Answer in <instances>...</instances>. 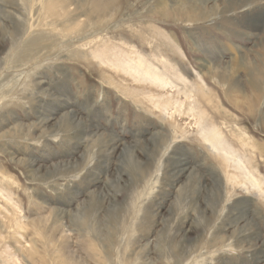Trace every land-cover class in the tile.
<instances>
[{
    "label": "rangeland",
    "instance_id": "374dc122",
    "mask_svg": "<svg viewBox=\"0 0 264 264\" xmlns=\"http://www.w3.org/2000/svg\"><path fill=\"white\" fill-rule=\"evenodd\" d=\"M78 1L0 0V264H264V0Z\"/></svg>",
    "mask_w": 264,
    "mask_h": 264
},
{
    "label": "bare ground",
    "instance_id": "6f19581e",
    "mask_svg": "<svg viewBox=\"0 0 264 264\" xmlns=\"http://www.w3.org/2000/svg\"><path fill=\"white\" fill-rule=\"evenodd\" d=\"M34 2H35V0H33ZM42 1V0H41ZM74 1V0H73ZM78 2H80V0L78 1ZM77 2V3H78ZM76 3V4H77ZM22 4V6L23 5H25V3L23 4V3H21ZM26 4H27V2H26ZM35 4V3H34ZM179 5L181 6V7H184L183 5H184V2H182L181 0L179 1ZM26 6V5H25ZM34 5L32 4V7H33ZM34 8V7H33ZM39 9V8H38ZM38 9H37V12H38ZM94 9V8H93ZM30 10V9H29ZM28 10V11H29ZM64 10H65V8H64ZM64 10H62V11H64ZM94 15V14H93ZM34 22V21H33ZM32 23V22H31ZM36 23V22H35ZM47 23V22H46ZM34 24V23H33ZM32 25V24H31ZM37 25H39V23L37 24ZM36 25V26H37ZM57 25V24H56ZM33 26V25H32ZM28 29V28H27ZM34 29H36V28H34ZM25 31H26V29H25ZM31 31H33V29L31 30ZM34 31H37V30H34ZM30 35H32V33L30 32ZM35 35V34H34ZM33 36V35H32ZM23 37V36H22ZM37 38H38V36H36ZM35 37V38H36ZM21 38V37H20ZM19 38V39H20ZM24 38V37H23ZM29 38V37H28ZM27 38V39H28ZM34 38V37H33ZM21 40H23L22 38H21ZM38 40V39H37ZM37 40H35L36 42H37ZM39 40H40V38H39ZM39 42V41H38ZM30 43V42H29ZM25 44H26V42H25ZM19 46V45H18ZM30 48V47H29ZM18 49H19V47H18ZM21 49V48H20ZM12 53V52H11ZM20 54H22V53H20L19 51H17L16 52V54L15 55H20ZM15 55H13L14 57H15ZM22 56H23V54H22ZM21 57V56H20ZM19 57V58H20ZM24 58V57H23ZM21 59H22V57H21ZM14 60H15V58H14ZM155 71H154V69H152V68H146L145 70H144V75L145 76H147V75H150V74H152V73H154ZM154 80L155 81H159L161 84H164V85H166L168 82H167V80H166V77L163 75V74H161V73H158V75L156 76V78H154ZM68 118H70V117H68ZM67 118V119H68ZM205 139L208 141V142H210L211 144H212V146H213V148H214V143H213V141H212V137H210V136H206L205 137ZM136 162V161H135ZM157 175V174H156ZM155 175V176H156ZM248 175H249V177H250V180L248 179V181L251 183V186L252 187H256L257 189H260V187H259V182L251 175V173L250 172H248ZM251 175V176H250ZM253 182H252V181ZM140 197V196H139ZM133 201V200H132ZM134 203V202H133ZM135 204V203H134ZM136 206V205H135ZM138 206V205H137ZM138 208H140V207H138ZM142 208V207H141ZM140 211V210H139ZM97 214V213H96ZM135 215V214H134ZM135 217V216H134ZM133 217V218H134ZM141 217V216H140ZM137 218V217H136Z\"/></svg>",
    "mask_w": 264,
    "mask_h": 264
}]
</instances>
